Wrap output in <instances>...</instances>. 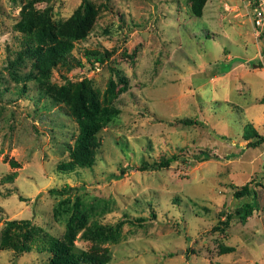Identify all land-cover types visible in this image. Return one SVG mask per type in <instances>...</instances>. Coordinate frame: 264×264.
I'll return each instance as SVG.
<instances>
[{"label":"rangeland","instance_id":"1","mask_svg":"<svg viewBox=\"0 0 264 264\" xmlns=\"http://www.w3.org/2000/svg\"><path fill=\"white\" fill-rule=\"evenodd\" d=\"M26 1L0 0V241L10 220L62 237L79 200L89 222L125 224L116 243L103 245L108 264H264V144L249 146L244 137L247 124L264 134V19L256 23L253 1L39 2L73 37L82 61L55 67L50 82L87 79L120 109L99 132L95 166L67 174L57 167L69 159L79 124L25 77L28 63L20 75L10 72ZM173 155L178 160L160 165ZM251 179L259 183L253 213L225 222L251 202L234 197ZM80 235L76 249L89 250L94 243ZM49 258L0 246V264Z\"/></svg>","mask_w":264,"mask_h":264},{"label":"trees","instance_id":"2","mask_svg":"<svg viewBox=\"0 0 264 264\" xmlns=\"http://www.w3.org/2000/svg\"><path fill=\"white\" fill-rule=\"evenodd\" d=\"M42 0H27L22 5V12L16 22V31L20 33L21 49L9 65L12 75H20L19 65L28 63L29 71L25 73L30 81H36L44 92L61 104H64L68 113L75 117L79 124V132L74 145L69 147V159L57 167L58 172L67 174L82 168L91 169L96 164L97 150L102 142L99 132L105 124L120 114V109L111 104L109 99H102L99 92L93 90L89 81L84 79L79 82H69L59 87L50 82L52 70L55 67L72 70L81 66V59L74 56L75 47L73 37L70 34L63 35L59 25L53 19L48 7L41 8L38 4ZM201 2L202 0H195ZM254 6L257 0H251ZM197 14V12L194 10ZM89 55V53H86ZM112 52L97 57L98 64L108 60ZM90 56V55H89ZM87 61H90V57ZM256 66H261L259 63ZM110 88H115L114 80L110 81ZM46 93V94H47ZM264 102V98H262ZM195 124L197 120L184 119L182 123ZM244 137L247 145L258 146L264 144V134L258 133L255 128L247 124ZM205 160L209 155L202 152ZM174 160L175 155L160 161L161 166H168ZM16 172L10 173L6 179L12 180ZM256 183L254 179L246 181L234 191L235 198L250 196L251 202H245L240 208L228 213L225 222L237 218L245 222L253 213L256 205ZM83 203L76 201L72 206V214L67 222L66 232L57 238L47 231L37 229L32 222L27 220H10L1 238V249L13 248L18 254L37 250L49 254L48 264H108L111 260L110 249L103 246L107 242L116 243L122 235L124 222L106 224L99 220L89 222L88 213L82 208ZM18 225L17 227H13ZM86 241L94 243L85 251L76 249L75 239L78 234ZM232 251L230 247H224L223 252Z\"/></svg>","mask_w":264,"mask_h":264},{"label":"built area","instance_id":"3","mask_svg":"<svg viewBox=\"0 0 264 264\" xmlns=\"http://www.w3.org/2000/svg\"><path fill=\"white\" fill-rule=\"evenodd\" d=\"M262 4L263 0H257V5H255V11H257L255 21L257 24H262L264 19V10L261 8Z\"/></svg>","mask_w":264,"mask_h":264}]
</instances>
